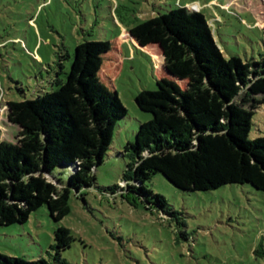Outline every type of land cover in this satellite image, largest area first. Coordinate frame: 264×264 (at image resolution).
Returning a JSON list of instances; mask_svg holds the SVG:
<instances>
[{"label": "trees", "instance_id": "1", "mask_svg": "<svg viewBox=\"0 0 264 264\" xmlns=\"http://www.w3.org/2000/svg\"><path fill=\"white\" fill-rule=\"evenodd\" d=\"M129 34L141 48L160 49L164 74L156 91L136 96L151 118L124 146L126 185L105 193L176 218L166 198L148 187L157 174L187 192L234 184L264 192V137L250 138L264 106V53L254 63L226 58L205 16L184 7L140 22ZM114 49L109 41L80 43L66 77L62 64L54 73L50 92L8 102L9 118L21 131L18 142L0 143V227L26 224L43 207L60 224L71 213V196L87 203L95 171L128 115L118 93L101 80ZM58 168L70 170L67 183L53 176ZM75 241L70 228L58 225L51 260L0 254V264H69L62 254ZM256 256L264 259V245Z\"/></svg>", "mask_w": 264, "mask_h": 264}, {"label": "rangeland", "instance_id": "2", "mask_svg": "<svg viewBox=\"0 0 264 264\" xmlns=\"http://www.w3.org/2000/svg\"><path fill=\"white\" fill-rule=\"evenodd\" d=\"M201 12L226 58L254 63L264 53V0H2L0 2V143H16L21 127L9 118L10 101L34 99L53 88L54 73L69 72L76 46L109 41L102 82L118 93L128 110L119 121L105 162L95 171L87 203L71 196V213L57 224L47 207L26 224L0 227V254L32 261L51 260L58 225L76 237L63 252L69 264H264L256 251L264 245V192L249 184L208 192H187L162 174L148 187L177 212L164 217L145 203L133 205L105 190L121 183L129 159L124 146L134 142L142 112L136 96L156 91L165 60L156 46L141 48L130 28L170 10ZM167 75V74H166ZM168 77V75H167ZM264 137V106L253 119L251 139ZM67 183L68 168L53 173Z\"/></svg>", "mask_w": 264, "mask_h": 264}, {"label": "crops", "instance_id": "3", "mask_svg": "<svg viewBox=\"0 0 264 264\" xmlns=\"http://www.w3.org/2000/svg\"><path fill=\"white\" fill-rule=\"evenodd\" d=\"M164 58V57H163ZM164 69V66H161V70H163Z\"/></svg>", "mask_w": 264, "mask_h": 264}]
</instances>
